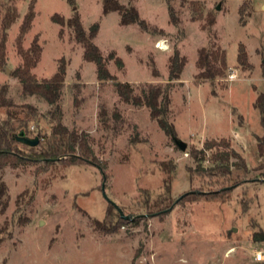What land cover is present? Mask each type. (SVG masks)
<instances>
[{
  "label": "rangeland",
  "instance_id": "obj_1",
  "mask_svg": "<svg viewBox=\"0 0 264 264\" xmlns=\"http://www.w3.org/2000/svg\"><path fill=\"white\" fill-rule=\"evenodd\" d=\"M118 1L122 12H105L104 0H0V88L7 84L16 104L37 108L31 131L39 125L51 135L58 122L48 113L52 105L23 95L19 69L41 81L64 66L58 120L87 134L98 161L26 162L0 172L7 185L0 264H258L253 253L264 244L255 237L264 232V160L256 158V144L264 124L254 103L264 93V0H252L245 24L239 13L245 0ZM134 10L136 21L130 20ZM76 14L87 39L98 27L91 40L107 69L136 93L147 83L169 81L179 53L184 63L172 80L170 120L186 149L146 106L123 102L113 79L98 78L85 40L68 22ZM240 46L246 66L238 63ZM206 73L216 75L207 79ZM0 116L6 118L5 107ZM223 138L245 157L247 172L210 175L205 169L215 149L203 160L191 151ZM191 191L197 196L182 198ZM108 199L134 219L119 222Z\"/></svg>",
  "mask_w": 264,
  "mask_h": 264
},
{
  "label": "trees",
  "instance_id": "obj_2",
  "mask_svg": "<svg viewBox=\"0 0 264 264\" xmlns=\"http://www.w3.org/2000/svg\"><path fill=\"white\" fill-rule=\"evenodd\" d=\"M251 2L252 0H245L239 8L240 20L242 24L246 23V17H248L251 13L250 10H247V7L251 6ZM104 8L105 12H108L110 9L122 12L124 6L118 0H104ZM124 15L125 14H123V16ZM137 15L138 14L134 10L130 20L136 21L138 19ZM68 22L76 27L81 39L85 40L84 43L87 47L85 57L96 62L98 66V78L101 80L113 79L116 91L123 102L130 103L138 107L146 106L150 111L152 119H155L158 122L164 132L172 139H177L178 136L175 124L170 120V106L172 102V80L179 78L180 71L184 63L183 59L179 56V53H176L174 61L171 64L169 81L165 84L152 82L147 83L142 87L140 93H136L130 82L116 79L107 69L106 61L100 49L91 40L98 27L96 25L92 27L91 39H87L77 14L68 19ZM205 51L206 50H203L202 52ZM207 57H202L201 61L203 64L210 63L209 60H207ZM238 63L242 66H246L248 63L247 53L243 46H240L239 48ZM19 72V78L22 82L23 95H39L44 98L52 105V108L48 113L51 118H56L58 122L57 124L52 125L51 135L43 132L39 125L35 130L36 132L31 131L29 120L38 115L37 108L30 104H16L12 98L7 96V84L2 85L0 88V107H5L6 118H2L0 116V172L2 173L7 165L17 166L20 163L26 162L44 161L46 164H51L56 160H59L60 162L68 165H76L83 162H90L93 164H96V162L98 163L92 148L88 144L87 134H79L74 130L70 131L67 126L63 125L58 120L62 116L60 102L62 100V89L65 83V67L62 66L53 77L43 79L41 81L31 74L28 69L20 68ZM205 75L207 79H213L216 74L206 73ZM254 106L262 114L261 120L264 124V93H260L258 95ZM16 107H20L22 108V111H26L25 117H19V111ZM99 114L101 118L106 120L108 115L105 106L101 107ZM120 115L121 114L119 112H114V116L116 118H120ZM13 120H17L19 124L15 125ZM257 140L256 158L258 160H264V132L262 135L257 136ZM208 149H215L211 157L213 165L205 169L210 175L218 173L226 178L228 175L233 173L234 169L237 170L238 173L239 171L247 172L248 164L245 157L235 150L231 146L230 142L225 138L219 141H207L203 149H192L191 151L195 156H197L198 153H201L202 156L200 159L203 160L206 156V150ZM232 158H235L236 160L233 161L231 160ZM98 167L102 169V166L99 165ZM261 179L264 182V172L262 173ZM235 185H238L237 181L233 186ZM233 186H230L225 190L231 189ZM6 192L7 185L0 174V201L6 195ZM193 193L195 192H186L182 198L197 196L192 195ZM199 194L200 193H198V195ZM178 200H176L175 203H177ZM109 204L112 208L117 210L119 222L128 221L121 216L114 204L110 202ZM4 206H6V204H4ZM169 209H171V207L166 210H160L156 213H163ZM5 232L6 229H0V243L5 239ZM8 234L10 236L11 232H8ZM255 237L260 240L264 239V232H256Z\"/></svg>",
  "mask_w": 264,
  "mask_h": 264
},
{
  "label": "built area",
  "instance_id": "obj_3",
  "mask_svg": "<svg viewBox=\"0 0 264 264\" xmlns=\"http://www.w3.org/2000/svg\"><path fill=\"white\" fill-rule=\"evenodd\" d=\"M236 69H232L229 72V78L235 79L237 78ZM253 259L258 264H264V244L254 250Z\"/></svg>",
  "mask_w": 264,
  "mask_h": 264
},
{
  "label": "water",
  "instance_id": "obj_4",
  "mask_svg": "<svg viewBox=\"0 0 264 264\" xmlns=\"http://www.w3.org/2000/svg\"><path fill=\"white\" fill-rule=\"evenodd\" d=\"M263 62H264V60H263ZM6 71L9 73V71H10L9 68L6 67ZM175 140L178 142L179 146H180L183 150L186 149V144H185L183 141H180V140H178V139H175ZM104 180H105V179H104ZM102 189H103V191L105 190V183H103V185H102ZM105 196L107 197L106 194H105ZM108 201L116 206V208L118 209V211L120 212L121 216H122L124 219H126V220H132V219H134V216H132L131 214H126V213L123 211V209H122L118 204H116L115 202H113V201L110 200V199H108ZM145 215H146V214H141L140 216H145Z\"/></svg>",
  "mask_w": 264,
  "mask_h": 264
},
{
  "label": "crops",
  "instance_id": "obj_5",
  "mask_svg": "<svg viewBox=\"0 0 264 264\" xmlns=\"http://www.w3.org/2000/svg\"><path fill=\"white\" fill-rule=\"evenodd\" d=\"M263 6H264V4H263Z\"/></svg>",
  "mask_w": 264,
  "mask_h": 264
}]
</instances>
